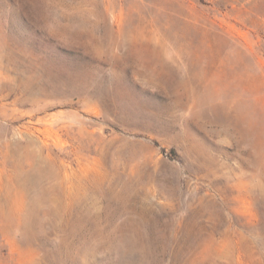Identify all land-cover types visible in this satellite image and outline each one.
I'll use <instances>...</instances> for the list:
<instances>
[{
  "label": "rangeland",
  "instance_id": "rangeland-1",
  "mask_svg": "<svg viewBox=\"0 0 264 264\" xmlns=\"http://www.w3.org/2000/svg\"><path fill=\"white\" fill-rule=\"evenodd\" d=\"M0 264H264V0H0Z\"/></svg>",
  "mask_w": 264,
  "mask_h": 264
}]
</instances>
